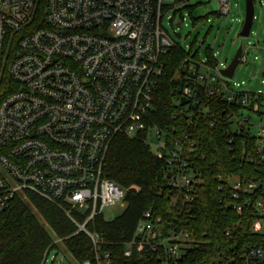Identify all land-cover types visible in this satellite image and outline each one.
I'll return each mask as SVG.
<instances>
[{"label": "built area", "instance_id": "2783aa9c", "mask_svg": "<svg viewBox=\"0 0 264 264\" xmlns=\"http://www.w3.org/2000/svg\"><path fill=\"white\" fill-rule=\"evenodd\" d=\"M184 1L46 0L40 25L30 29L34 0H0V82L6 71L13 84H6L0 100V212L13 198L35 194L62 208L76 233L85 234L96 248L99 236L86 228L87 223L106 207L125 204V190L103 170L106 151L118 135L142 138L163 162L171 188L190 206L200 181L196 145L188 133L169 135L149 125L148 117L164 72L162 58L177 44L160 26L162 11ZM218 2V14L227 16L229 1ZM244 53L242 47L239 62L246 61ZM205 62L200 59L183 66L190 80L180 96L186 101L182 113L187 122H192L189 107L199 103L198 92L222 96L239 106L229 116L232 130L256 138V155L264 164V112L260 111L264 92L236 90L243 82L232 88L220 74V61L213 67ZM206 110L203 116L213 126L214 113ZM245 111L263 120L255 134ZM217 180L229 192L225 206L240 212L242 203L237 201L243 197V204L255 210L250 231L264 234V197L251 203L247 196L259 185L264 192V182L236 175ZM163 227L159 218L153 220L144 212L133 238L125 244V254L136 245L176 262L190 236L175 227ZM231 233L232 228L226 229V236ZM55 251L52 262L59 252ZM94 254L97 264L109 263L107 253L95 250ZM237 258L244 264H264V246L232 247L225 264H235Z\"/></svg>", "mask_w": 264, "mask_h": 264}, {"label": "trees", "instance_id": "16d2710c", "mask_svg": "<svg viewBox=\"0 0 264 264\" xmlns=\"http://www.w3.org/2000/svg\"><path fill=\"white\" fill-rule=\"evenodd\" d=\"M34 3L30 29L40 25L46 0H34ZM205 18L200 17L197 21L203 22ZM15 43L14 39L12 51ZM261 43L264 46V37ZM213 54V49H205V63L211 67L219 61ZM162 59L164 72L152 95L149 125L169 135L188 133L195 143L198 152L195 167L200 181L194 201L188 206L180 200L168 183L163 162L155 158L142 138L118 135L106 151L103 170L108 179L125 190V208L114 219L105 220L103 215H98L87 223L86 228L99 236L96 248L85 234L76 233V227L62 208L29 193L30 204L51 228L54 237L29 205L15 197L0 212V264H43L46 254L56 250L54 238L62 242L75 262L91 260L93 264H97L93 260L95 250L108 254V264H225L232 247L264 246V234L250 231L251 219L255 217L253 206L243 204V197H239L240 212L227 208L228 189L217 180L218 177L227 180L236 175L264 182V164L256 155V138L245 131L237 135L232 130L229 116L239 106L226 102L218 94L207 97L198 92L199 103L189 107L192 122L188 123L182 113L186 101L180 96L183 86L190 80L186 73L183 74V66L201 58L197 52L190 49L186 52L176 44ZM6 84L13 86L5 71L1 76L0 100L6 94ZM204 110L214 113L213 126L209 125V118L203 116ZM247 196L251 203L264 197L261 185ZM144 212H149L153 220L159 218L163 230L175 227L189 234L191 242L176 262L136 245L125 254V244L133 238ZM77 222L83 220L79 218ZM228 228H232V233L226 236ZM235 264L244 262L237 258Z\"/></svg>", "mask_w": 264, "mask_h": 264}, {"label": "rangeland", "instance_id": "374dc122", "mask_svg": "<svg viewBox=\"0 0 264 264\" xmlns=\"http://www.w3.org/2000/svg\"><path fill=\"white\" fill-rule=\"evenodd\" d=\"M230 4L229 14H218L220 4L218 0H187L179 4H170L169 7L162 11L160 26L168 37L187 52H197L201 59H205V49L211 48L216 52L217 59L221 62L219 70L225 68L230 61L239 45L243 47L246 61L239 62L234 70L233 76L227 81L233 88L235 84H241L236 90L246 92H264V46L261 41L264 37V0H254V18L250 33L247 37H240L239 32L242 27L244 18L245 0H228ZM218 14V15H217ZM207 17L203 22H198V18ZM184 18L178 27L176 23ZM247 51V53H246ZM202 71V69H201ZM264 112L263 108H260ZM243 115L250 117L251 131L255 134L259 131L263 120L255 112L245 111ZM28 194L19 200L26 202L30 209L36 213L30 204ZM125 208V204L106 207L102 211L105 220H111L119 216ZM39 220L43 223L47 231L54 237L51 228L37 214ZM66 215V214H65ZM67 216V215H66ZM68 217V216H67ZM77 221L79 218L74 216ZM75 226V225H74ZM54 244L57 253V259L51 261V255L55 250H51L48 258L43 264H75L65 250L64 245L58 239L54 238ZM68 258H62V254ZM61 260V262H59Z\"/></svg>", "mask_w": 264, "mask_h": 264}, {"label": "water", "instance_id": "95a60500", "mask_svg": "<svg viewBox=\"0 0 264 264\" xmlns=\"http://www.w3.org/2000/svg\"><path fill=\"white\" fill-rule=\"evenodd\" d=\"M254 17V6H253V0H245V7H244V18L241 30L239 32L240 37H247L250 33L252 22ZM179 23H176V26H178ZM242 52V46L239 45L237 48L235 55L233 56L230 63L220 70V74L225 78H231L233 76L234 70L237 67L239 63V57ZM262 154H264V148L262 150Z\"/></svg>", "mask_w": 264, "mask_h": 264}]
</instances>
